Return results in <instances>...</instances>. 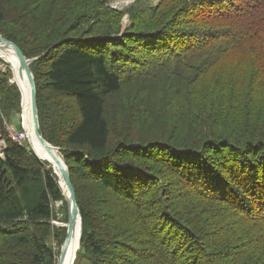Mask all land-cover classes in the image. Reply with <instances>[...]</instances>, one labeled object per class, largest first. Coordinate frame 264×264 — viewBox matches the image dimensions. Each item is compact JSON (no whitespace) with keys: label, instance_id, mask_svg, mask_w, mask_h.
Instances as JSON below:
<instances>
[{"label":"trees","instance_id":"1","mask_svg":"<svg viewBox=\"0 0 264 264\" xmlns=\"http://www.w3.org/2000/svg\"><path fill=\"white\" fill-rule=\"evenodd\" d=\"M120 1L0 0L74 190L75 263L264 264V0ZM1 59L0 264H55L52 208L71 207L8 138L21 96Z\"/></svg>","mask_w":264,"mask_h":264},{"label":"bare ground","instance_id":"2","mask_svg":"<svg viewBox=\"0 0 264 264\" xmlns=\"http://www.w3.org/2000/svg\"><path fill=\"white\" fill-rule=\"evenodd\" d=\"M1 40H0V53L5 58L6 62L10 64V67L12 69V74L15 75V77L17 79V83L20 81V79H21L20 77H22L27 84L28 95H29V101L27 103V111H28L27 115H26V112L24 111V98H25V94H26L25 86L22 84V85H17V87L19 90H21V94H22L21 118L23 119V127H24L26 134H27L29 147H30L31 151H33V153L38 158L42 159L41 160L42 162H45V163L52 165L58 171L60 178L66 187L65 195L67 196L68 204L71 207V210H70V213H71L73 207H72L71 200L69 198L68 187H67L64 179L62 178V175H61L59 169L54 165L53 162H51V160H50L51 154L49 151H52V153L55 155L56 158H58V160L60 162L63 161V158L57 150L50 149V148L45 149L39 143L38 138L36 137L34 129H33L32 117H31L30 90H29V86H28V83L26 80L24 69H23L22 65L20 64L19 59L15 55L14 51L12 50V48H13L12 45L8 44L4 40H2V41ZM14 80L15 79L12 78V83L14 82ZM78 221L79 220L75 219V221L73 223L72 231L69 235V241L66 240L67 242H66L64 248H61L60 256L62 257V260H61L60 264H73V262H74V259L76 257L77 252H78V249H79V241L81 238V222H78ZM68 224H69L68 222L59 223L58 226H61L62 228L67 229ZM60 256H59V258H60ZM58 264H59V260H58Z\"/></svg>","mask_w":264,"mask_h":264},{"label":"water","instance_id":"3","mask_svg":"<svg viewBox=\"0 0 264 264\" xmlns=\"http://www.w3.org/2000/svg\"><path fill=\"white\" fill-rule=\"evenodd\" d=\"M0 38L2 40H4L5 42H7L8 44L12 45V47L14 48L16 54H17V57L19 59V62L20 64L22 65L23 69H24V72H25V76H26V80H27V83H28V86H29V90H30V101H31V117H32V124H33V129H34V132H35V135L37 136V138L39 139V141L45 146V148H51V149H54V150H57L59 151L58 148H54L52 146H50L48 143H46L42 137L40 136L39 134V127H38V117H37V109H36V104H35V87H34V81H33V77H32V74L30 72V69H29V64L34 61L35 59L33 60H27L22 52L20 51L19 48H17L15 45L9 43L8 41H6L5 39H3L1 36ZM6 63V62H5ZM8 64V63H6ZM20 91V96H21V103H22V94H21V90ZM50 154H51V157H50V160L51 162L54 163V165L59 169L61 175H62V178L64 179L67 187H68V194H69V198L71 200V203H72V212L68 214V228H67V241H69V235L72 231V228H73V223L76 219V217L78 218L79 222H80V214H79V211H78V207L76 205V201H75V194H74V190H73V187L70 183V179H69V173H68V170H67V167L65 166L64 164V160L63 161H59L58 158L55 157V155L52 153V151H49ZM32 154L39 160L41 161L42 159L38 158L32 151ZM61 155V154H60ZM50 162V163H51ZM66 204L68 205V203L66 202ZM69 206V205H68ZM62 260V257L60 256L59 258V264Z\"/></svg>","mask_w":264,"mask_h":264},{"label":"rangeland","instance_id":"4","mask_svg":"<svg viewBox=\"0 0 264 264\" xmlns=\"http://www.w3.org/2000/svg\"><path fill=\"white\" fill-rule=\"evenodd\" d=\"M123 1H125V0H123ZM121 2V1H120ZM160 2V0H153V3H155V4H157V3H159ZM127 2H124V4H126ZM130 3H132V2H129L128 4H130ZM151 3H152V1H151ZM112 7H114V6H117V5H121L120 3H118V2H115V3H112ZM121 26H122V30L121 31H123L127 26H128V19H127V17H124L122 20H121ZM16 55V54H15ZM18 58V57H17ZM1 59V58H0ZM2 60V59H1ZM3 61V60H2ZM4 62V61H3ZM5 63V62H4ZM2 68V66H0V69ZM9 83H12V78L9 80ZM18 85H24L25 86V90H26V94H25V98H24V104H25V112H26V115H27V103H28V101H29V95H28V89H27V84H26V82H25V80L23 79H20V81L17 83ZM18 88V87H17ZM19 90V89H18ZM20 107H21V102H20ZM21 111H22V109H21ZM22 113V112H21ZM21 113H20V115L19 114H12L11 115V117H10V119H9V121H8V125L9 126H12V127H14V128H16V126H20V128H22V130H24V127H23V119L21 118ZM37 137V136H36ZM38 141H39V139H38ZM22 144H29L28 143V139H27V137L21 142ZM39 143L45 148V146L39 141ZM30 148V147H29ZM55 148V147H54ZM46 149V148H45ZM51 149V148H50ZM59 152V151H58ZM50 167H51V165L50 164H48ZM52 169V168H51ZM53 171V170H52ZM55 175V174H54ZM58 175H59V173H58ZM59 177H60V175H59ZM61 179V178H60ZM62 184H63V189H64V195H65V193H66V187H65V185H64V183H63V181H62ZM62 196H63V194H62ZM64 198V197H63ZM65 199H66V201H67V203H68V200H67V196L65 195ZM65 199H64V201H65ZM60 204L61 203H55L54 204V207L52 208L53 210H55L54 211V214H55V216H57V219L56 220H50V225L51 226H54V227H56V228H62L61 226H58V224L59 223H64V222H68V207H67V216H62L59 212H58V208H59V206H60ZM67 205V204H66ZM76 219H77V217H76ZM80 222H81V220H80ZM66 228H65V238H64V240H63V242L60 244V246H57L55 243H53L52 245H53V249L57 252V256H56V263L55 264H58V260H59V256H60V253H61V247H62V245L64 244V242H65V239H66ZM79 250V249H78ZM77 255V254H76ZM75 259H76V257H75ZM75 259H74V262H73V264L75 263ZM75 264H88V262H87V260L85 259V258H83V257H80V258H78V260H77V262L75 263Z\"/></svg>","mask_w":264,"mask_h":264},{"label":"built area","instance_id":"5","mask_svg":"<svg viewBox=\"0 0 264 264\" xmlns=\"http://www.w3.org/2000/svg\"><path fill=\"white\" fill-rule=\"evenodd\" d=\"M124 2H127V3L124 4ZM129 2H133V0L121 1V2H118L121 5L112 7L113 5L111 4L109 5V7L114 10H121L122 7L127 6ZM7 135L9 139L19 144L27 137L25 130L20 132V131H17L14 127L9 126V125L7 126ZM4 149H5V142L2 139H0V157H2Z\"/></svg>","mask_w":264,"mask_h":264}]
</instances>
